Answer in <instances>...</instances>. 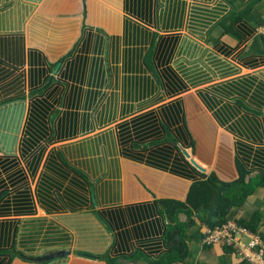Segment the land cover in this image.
Returning <instances> with one entry per match:
<instances>
[{
	"label": "crops",
	"instance_id": "crops-1",
	"mask_svg": "<svg viewBox=\"0 0 264 264\" xmlns=\"http://www.w3.org/2000/svg\"><path fill=\"white\" fill-rule=\"evenodd\" d=\"M180 1L186 16L174 35L193 48L198 44L201 51L219 53L240 70L239 76L252 75L263 86L264 0ZM161 4L0 0V98L3 92L15 102L26 96L27 109L13 153L3 156L0 150V264H108L103 258L109 256L119 264H149L166 254L169 223L160 215L159 201H186L200 174L171 141L158 148L171 152L167 159L157 149L149 158V151L134 149L133 139L140 126L177 118L173 108L179 104L200 172H214L225 182L238 178L239 165L264 174V115L211 92L210 86L221 81L146 104L126 98L128 59L135 63L134 46L126 42L128 22L156 30ZM100 36L105 44L97 43ZM98 58L104 63L94 70ZM93 72L104 79L91 85ZM90 92L97 98L91 132L84 130ZM34 101L42 107L38 116ZM122 146L136 157L124 156ZM147 207L157 209L142 221L150 223L149 236H130L128 249H121L123 230L115 229L113 214ZM202 214L193 216L188 255L176 264H254L222 243L205 246L208 227L198 219ZM227 218L256 219L250 233L264 240V189ZM157 223L161 231L153 233ZM64 251L71 254L55 257ZM39 257L52 258L33 260Z\"/></svg>",
	"mask_w": 264,
	"mask_h": 264
},
{
	"label": "trees",
	"instance_id": "trees-1",
	"mask_svg": "<svg viewBox=\"0 0 264 264\" xmlns=\"http://www.w3.org/2000/svg\"><path fill=\"white\" fill-rule=\"evenodd\" d=\"M158 1L162 4L156 15V30L128 22L126 42L134 46L135 63L128 59L130 72L125 77L126 98L146 104L173 98L192 88L221 81L210 86L211 92L223 98L235 100L242 108L264 115V85H259L258 80L252 75L239 76L240 70L219 53L201 51L198 44H195L193 48L188 39L182 40L180 36H175L174 34H179L183 29L186 16L184 4L180 0ZM99 39L98 44H105L101 36ZM103 63L104 60L101 58L96 59L94 70ZM99 79L103 80V75L93 72L90 79L91 85ZM96 101L97 98L90 92L84 115V130L89 132L95 129L93 111L97 106L94 104ZM36 102H33L32 109L38 116L42 107ZM25 103L26 96L18 98L15 102L13 99L6 98L3 92V99L2 96L0 98V150L3 156L10 157L13 147L17 145V134L21 132L27 111ZM129 107L135 108V106ZM173 109L177 118L165 117L167 123L162 121L159 124L151 123L140 126L135 131L134 149L149 151L151 154L149 158L154 156L153 150L157 149L163 158L168 159L171 152L158 148L171 141L180 158L192 166L200 176L194 179L186 201H159L160 215L169 223L166 239L169 251L158 260L148 261L149 264H176L187 257V229L196 212H203L198 219L208 228H215L230 220L227 216L233 208L241 207L257 189H264V174L252 173L241 165H239L238 178L232 182L220 180L214 172L209 175L207 170L200 172L202 167L194 161L195 158L192 156L194 142L182 114L183 106L179 104ZM175 124H178L179 128L173 130L172 126ZM189 148L192 149L189 150ZM122 154L126 157H136L135 152L126 151L125 146H122ZM8 162L10 164L7 167L10 168L12 160L9 159ZM147 162L151 161L147 160ZM40 201L45 206L49 204L46 198ZM155 211H157L155 207H147L128 209L126 212L120 211L113 214L115 229L123 230L121 249H128L130 236H149L150 223L143 224L142 221L152 218ZM156 222L161 223V220ZM158 223L153 225V233L161 231L162 226ZM130 224L135 225L133 231L129 230ZM238 224L254 232L256 219L249 223L238 221ZM67 239L65 235L63 239L65 243ZM69 242L70 240L68 244ZM225 247L235 252L232 247ZM103 259L108 264H119L118 260L110 256Z\"/></svg>",
	"mask_w": 264,
	"mask_h": 264
},
{
	"label": "built area",
	"instance_id": "built-area-1",
	"mask_svg": "<svg viewBox=\"0 0 264 264\" xmlns=\"http://www.w3.org/2000/svg\"><path fill=\"white\" fill-rule=\"evenodd\" d=\"M234 220H228L226 223L215 228H207L204 235L205 246L222 243L225 246L232 247L240 256L252 258L254 264H264V240L258 235L250 233ZM244 237L249 238L248 243Z\"/></svg>",
	"mask_w": 264,
	"mask_h": 264
},
{
	"label": "water",
	"instance_id": "water-1",
	"mask_svg": "<svg viewBox=\"0 0 264 264\" xmlns=\"http://www.w3.org/2000/svg\"><path fill=\"white\" fill-rule=\"evenodd\" d=\"M71 254V252H69V251H64L63 253H57L56 255H55V257L56 256H62V255H70ZM52 257H39V258H35V259H33V260H35V261H41V262H43V261H47V260H49V259H51Z\"/></svg>",
	"mask_w": 264,
	"mask_h": 264
}]
</instances>
